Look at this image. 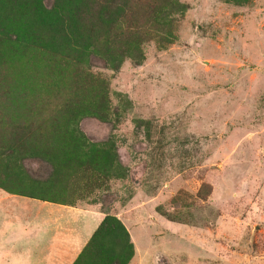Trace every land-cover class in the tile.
Instances as JSON below:
<instances>
[{
  "label": "rangeland",
  "instance_id": "1",
  "mask_svg": "<svg viewBox=\"0 0 264 264\" xmlns=\"http://www.w3.org/2000/svg\"><path fill=\"white\" fill-rule=\"evenodd\" d=\"M82 1L90 13L80 23L96 22L95 0ZM133 1H116L110 17L136 15L130 26L91 34L87 48L73 53L79 64L47 50L35 57L28 49L12 63L0 57V152L14 124H34L21 160H6L9 171L0 166V223L7 216L18 226L8 233L0 224V264H29L22 230L35 221L41 238L71 262L104 217L126 233L125 264H264V0H135L137 11ZM19 2L7 8L23 24L42 10L64 22L73 4ZM24 61L33 64L23 70ZM103 94V121L81 115ZM66 102L80 111L68 125L73 136L115 152L107 176L89 168L83 148L67 179L64 170L55 176L59 141L45 137L43 125L65 121L48 113ZM47 261L35 264H55Z\"/></svg>",
  "mask_w": 264,
  "mask_h": 264
},
{
  "label": "trees",
  "instance_id": "2",
  "mask_svg": "<svg viewBox=\"0 0 264 264\" xmlns=\"http://www.w3.org/2000/svg\"><path fill=\"white\" fill-rule=\"evenodd\" d=\"M116 1L118 0H95L94 8H91V11L100 18L97 19L96 22H93L95 18L90 16L91 23L89 24L80 23V20H85L83 14L90 13V9L85 7L86 1L82 0H70L73 4L68 3L65 7L66 11L64 14H66L67 19L64 22L60 20V15H57L56 12H45L42 10L39 11V13H35L33 17L27 19L26 24H23V22L17 23L19 18H16L15 12L13 11L11 13V11L8 10L7 7L9 6L10 0H0V47L5 44L9 45V48L0 50L1 60L6 63L9 61L12 63L18 59H23L25 56L29 57V54L31 53H29L28 49H32L36 51L35 57H39L37 52L44 55L47 53L46 50L48 51L47 54L51 57L53 56V53L60 52L65 54V56H68V60L74 61L75 64H79V60L81 59L79 56L81 54L74 56L73 53L78 52V50H81L82 52L87 48L91 34H95L99 31L98 34H103L105 32V35L109 32V27L115 23L121 25L124 22V24H126L125 28H127L130 26V21L136 16L133 15L129 17L130 19L128 21L126 20L128 16L127 12H124L123 14V11H120L119 13L123 15L121 17L119 16L120 18L116 22L110 21V17L114 13H117L111 12ZM129 1L131 0H128V2ZM134 1L133 3L130 2L129 6L132 5L134 10L136 9L137 11V8L139 7L137 4L141 2ZM18 2L21 3L22 0H18ZM79 2L82 4H78ZM125 3H127V1ZM86 4L89 6L88 2H86ZM129 10L131 11V9ZM151 11L155 12L154 9ZM101 16H104V18ZM114 18H118V15H114ZM137 27L138 26L135 25L133 26L134 29ZM10 45L13 46L14 50L11 49ZM48 55L46 57H48ZM31 64L33 63L24 61L20 64V67L24 70V68L31 66ZM52 69L53 68H50L48 65L47 70L51 72ZM0 77H2L1 74ZM11 84L13 85V81ZM73 84H76L75 87L81 89L80 85L77 83ZM100 87L101 91L98 90V93L102 94L103 88L101 83ZM98 99L99 100L94 103L92 109H88L86 112L84 111L81 115H86L103 121L104 119H102V115L105 114L104 111H106V97L103 94L100 95ZM70 108L68 102H66L60 109H55L48 113H56L58 116H66L65 121L60 118L55 119V126L53 124L52 128L46 123L43 125V127H49L45 133V137L57 139V141H59L58 145L60 150L56 149V163L53 167L55 176L59 177L61 171L64 170L63 175H66L65 177L67 179V170H72V164L77 159V156L74 157L73 154L76 153L80 155L79 152L82 148L87 149L88 154H90L91 159L90 161L87 160L89 168L91 169V164H93V171L98 172L101 176H107L109 173L108 171L112 170V164L115 161V152L106 149L105 147L97 148L94 144L85 143L83 138L78 136L74 137L73 133L76 129H70V132L68 130V125L70 122L73 124L75 123V119L79 118L77 113L80 111L76 107L74 111ZM76 110L78 111L75 112ZM38 115L41 117L43 114L40 113ZM14 125L16 131L8 133L5 139L7 150L5 152H0V166L5 167L8 171L10 166L8 165L9 162L6 160L13 159L17 162L21 160V158H19V153L23 149V141L26 143L31 141L28 137H25V134L29 131H33L34 126L33 123ZM58 125L62 126L59 127ZM40 127L41 125L39 124L38 131L41 130ZM60 128L64 129L60 132ZM32 134H35L40 138L44 137L37 131ZM70 139L74 140V144L69 143L71 142ZM25 156L33 158L28 154ZM100 162H102L103 166L99 165ZM80 165L81 163L74 166L80 168ZM105 242H107V246L103 248L102 245ZM118 243H120V245ZM116 245L119 246L118 251H115L113 248ZM100 248H102L103 251H98ZM130 249L131 246L128 242L126 233L119 222L112 217H104L72 264H95V260H98V264H125L131 256ZM100 252L104 253V258L102 259H98V254Z\"/></svg>",
  "mask_w": 264,
  "mask_h": 264
},
{
  "label": "crops",
  "instance_id": "3",
  "mask_svg": "<svg viewBox=\"0 0 264 264\" xmlns=\"http://www.w3.org/2000/svg\"><path fill=\"white\" fill-rule=\"evenodd\" d=\"M1 212V211H0ZM40 216V215H35V217ZM18 219V218H16ZM93 221H96V223H93ZM82 223V222H80ZM99 223V217L98 218H93L91 221V225L94 227H96V225ZM3 225V229L4 230H8V233L11 232H15V230L18 229L17 225H13L11 223H9L7 216L5 217V219H1V223ZM87 224V221L84 220V225ZM81 225V224H80ZM91 227V226H90ZM43 226L41 223H39V221H35V222H28L27 225L24 224V228L22 230V233L24 235V237H27L29 243H31V251L29 253V264H35L38 262H44V263H48L47 260H49L50 258H52L53 262L55 264H72L74 259L70 262V259H67V257L65 256V253L58 251L57 247H50V244L48 242H46L45 240H43L41 238V236L43 235ZM92 230V229H90ZM38 232V235L36 234ZM35 236V238H34ZM50 239V238H49ZM11 240L15 241V238L10 237L9 236V240L6 241L7 245L6 247L10 248V243L13 244L11 242ZM58 240V239H57ZM86 240V237L84 239V241ZM4 242L2 241L1 244H3ZM28 243V242H27ZM82 247V246H81ZM3 252V249H1ZM9 250V249H8ZM3 254H7V257L9 255L8 252H3ZM77 257V256H76Z\"/></svg>",
  "mask_w": 264,
  "mask_h": 264
}]
</instances>
